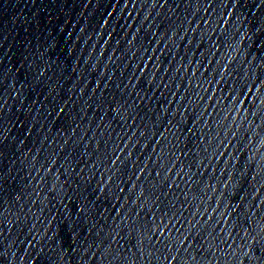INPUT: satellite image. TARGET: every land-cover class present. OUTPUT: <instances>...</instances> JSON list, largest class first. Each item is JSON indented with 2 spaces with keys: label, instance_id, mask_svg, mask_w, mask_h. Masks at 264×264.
<instances>
[{
  "label": "snow or ice",
  "instance_id": "6c2138e0",
  "mask_svg": "<svg viewBox=\"0 0 264 264\" xmlns=\"http://www.w3.org/2000/svg\"><path fill=\"white\" fill-rule=\"evenodd\" d=\"M113 163H115V161H113ZM160 238H162V236ZM173 260H174V258H173ZM169 264H173V261H169Z\"/></svg>",
  "mask_w": 264,
  "mask_h": 264
}]
</instances>
